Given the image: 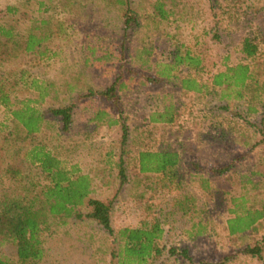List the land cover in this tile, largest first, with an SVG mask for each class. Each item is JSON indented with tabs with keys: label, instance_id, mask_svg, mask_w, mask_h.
Wrapping results in <instances>:
<instances>
[{
	"label": "rangeland",
	"instance_id": "obj_1",
	"mask_svg": "<svg viewBox=\"0 0 264 264\" xmlns=\"http://www.w3.org/2000/svg\"><path fill=\"white\" fill-rule=\"evenodd\" d=\"M123 1L0 0V26L20 42L5 44L0 36V90L13 107L30 101L46 119L41 132L28 134L0 94V200L11 192L21 197L27 183L32 194L48 183L27 159L42 145L67 170L90 176L89 197L112 202L116 232L162 225L161 252L151 264H190L171 252L185 248L195 261L264 264V220L243 233L228 227L237 209L264 207V47L251 59L241 52L245 37L264 39V0ZM30 34L44 38L45 54L23 51ZM187 52L201 59L198 69L177 64L175 57ZM98 54L107 57L100 65ZM243 62L261 90L253 86L236 98V89L228 97L212 85L215 73ZM107 71L127 81L116 104L89 92L112 82ZM189 76L204 90L187 92L182 82ZM170 104L177 107L173 122L151 121ZM71 105L65 130L51 109ZM100 109L107 114L93 120ZM109 119L120 124L110 126ZM169 149L180 154L175 166L140 171L142 151ZM79 209L89 211L87 204ZM42 242L45 257L38 262L19 263L14 242L1 245L0 256L17 264L112 261V237L89 218L49 216ZM255 245L260 257L245 251Z\"/></svg>",
	"mask_w": 264,
	"mask_h": 264
},
{
	"label": "trees",
	"instance_id": "obj_2",
	"mask_svg": "<svg viewBox=\"0 0 264 264\" xmlns=\"http://www.w3.org/2000/svg\"><path fill=\"white\" fill-rule=\"evenodd\" d=\"M120 2H124L120 0ZM160 12L165 16L164 9L158 5ZM130 22V20H128ZM126 26L128 25V22ZM0 36H5V44L15 40L14 32L0 26ZM44 38L30 34L23 43V51L26 53L45 54L40 47ZM264 47L262 37H245L242 42L241 52L246 59L255 58L260 49ZM179 56V55H178ZM177 56V57H178ZM176 58L177 64L186 63L193 69H198L201 65V59L198 56L187 52L184 57ZM162 74L169 76L164 71ZM115 71L110 74L112 82L105 85L98 91V96H102L106 101L118 103V92L126 87L124 77L116 76ZM109 77V79H110ZM117 77V78H116ZM156 82V78L151 79ZM183 87L187 92H201L204 90L203 84L193 77L183 79ZM212 85L223 87L224 95L230 97L231 92L235 90L236 98H243L245 92L261 90L262 84L255 77L249 63H239L235 66H229L226 71L215 73L212 77ZM264 90V87L263 89ZM2 103L11 110L15 119H17L27 130L28 134H36L42 131L45 122L44 112L31 105L30 101H22V105L13 107L8 96L0 90ZM41 96V95H40ZM174 104L166 105L165 112L159 117L152 114L151 121L154 122H173L175 118ZM255 110V109H251ZM74 107L62 106L51 109L56 117H62L65 130H69L72 123ZM98 118L107 114L106 110H99ZM109 125L120 124L117 119H109ZM123 140H126L128 128L122 125ZM30 164L41 170L45 174L44 178L48 181L41 185L37 194H32L29 184L25 185L24 195L17 197L13 192L7 194L0 200V246L6 242L16 244L19 263L38 262L45 257L42 231L45 220L50 216L66 218H89L97 222L113 239V250L111 252V264H151L156 256L161 252L158 242L164 238L165 229L159 222H152L143 227H122L115 231L112 224V208L110 201L89 197L92 192V181L89 175L77 173L76 170H67L62 161L53 156L42 145H36L30 150ZM140 171L142 173H164L178 163L180 154L174 149L160 151H142L140 153ZM225 168L224 170H226ZM223 170V169H221ZM20 171H17L19 173ZM121 174L124 173L122 169ZM32 194V195H31ZM87 204L89 211L83 213L79 207ZM235 217L228 220V227L231 234L243 233L264 220V207L254 210H239L233 212ZM246 253L253 256H261L262 248L260 245L248 246ZM184 257L190 264H212L209 261H195L189 254L187 248L181 252L173 249L171 251ZM0 264H17L10 259L0 256Z\"/></svg>",
	"mask_w": 264,
	"mask_h": 264
},
{
	"label": "crops",
	"instance_id": "obj_3",
	"mask_svg": "<svg viewBox=\"0 0 264 264\" xmlns=\"http://www.w3.org/2000/svg\"><path fill=\"white\" fill-rule=\"evenodd\" d=\"M44 42V41H43ZM96 44V43H95ZM42 45V44H41ZM94 46V48L92 49L93 50V53L95 54V53H98V45L96 46V45H93ZM41 48H42V46H40ZM107 57H100L99 56V54L97 55V58L95 59V61L100 65L101 63H104V60L106 59ZM104 65V64H103ZM106 74V76L109 78V75L110 74H108V71H107V73H105ZM89 89H91L89 92H90V94H93V93H97L100 89H101V87H97V88H94L93 86L92 87H90ZM88 92V91H87ZM82 93H84V91H82ZM164 111H165V108H164ZM98 112V111H97ZM98 117H92V119L93 120H98L97 119Z\"/></svg>",
	"mask_w": 264,
	"mask_h": 264
}]
</instances>
